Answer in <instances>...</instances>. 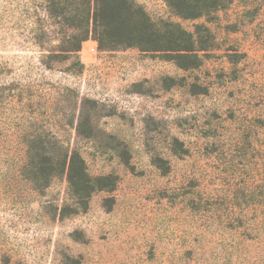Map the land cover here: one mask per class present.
I'll list each match as a JSON object with an SVG mask.
<instances>
[{"label":"rangeland","instance_id":"rangeland-1","mask_svg":"<svg viewBox=\"0 0 264 264\" xmlns=\"http://www.w3.org/2000/svg\"><path fill=\"white\" fill-rule=\"evenodd\" d=\"M52 1L67 0H0V264H264V0L196 20L131 0L199 32L189 69L91 37L65 52L75 2ZM37 135L114 190L61 216L66 176L45 189L29 177Z\"/></svg>","mask_w":264,"mask_h":264},{"label":"trees","instance_id":"trees-1","mask_svg":"<svg viewBox=\"0 0 264 264\" xmlns=\"http://www.w3.org/2000/svg\"><path fill=\"white\" fill-rule=\"evenodd\" d=\"M176 16L184 20L209 17L224 9L229 0H163ZM75 16L62 24L71 35L65 37L68 46L65 52L78 54L82 44L90 37L101 51L137 48L142 52L164 54L184 69L201 64V52L206 51L204 39L184 30L180 24L169 21L155 22L143 7L131 0H67L66 3L52 1L53 8L63 11L73 7ZM203 31L202 29H199ZM206 31V30H205ZM4 101L0 97V103ZM42 135L34 136L27 147L29 177L36 189L48 188L55 176H66L68 194L74 200L71 206L61 210V216L86 212L93 194L113 191L116 181L112 177H93L88 173L82 155L70 149H60ZM51 145V144H49ZM75 206V209H72ZM110 210L112 205H107Z\"/></svg>","mask_w":264,"mask_h":264}]
</instances>
